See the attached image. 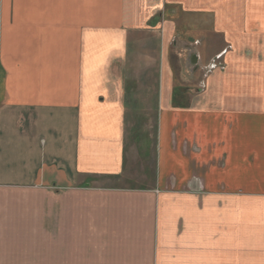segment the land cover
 Segmentation results:
<instances>
[{
    "label": "crops",
    "instance_id": "crops-1",
    "mask_svg": "<svg viewBox=\"0 0 264 264\" xmlns=\"http://www.w3.org/2000/svg\"><path fill=\"white\" fill-rule=\"evenodd\" d=\"M0 264H264V0H0Z\"/></svg>",
    "mask_w": 264,
    "mask_h": 264
},
{
    "label": "rangeland",
    "instance_id": "rangeland-1",
    "mask_svg": "<svg viewBox=\"0 0 264 264\" xmlns=\"http://www.w3.org/2000/svg\"><path fill=\"white\" fill-rule=\"evenodd\" d=\"M199 42V41H198ZM220 44H221V41H220V38H217V39H214L213 40V42H212V51H214V52H219L220 50H222V49H220L221 47H220ZM172 50V49H171ZM177 52L176 51V49H173V52ZM244 53V55H246V56H253V52L251 51V50H246L245 52H243ZM171 60L174 62V64H175V57L174 56H172L171 57ZM179 63H177L176 62V65H175V74L177 75V76H180V68H179ZM223 60L220 58V59H218V60H216V61H212L210 64H206V65H204V67L205 68H203V66H202V68H201V71H203V74L204 73H206L207 75H210V76H214L215 74H217L218 72H221L222 70H223V68H225V67H223V66H225V64L223 65ZM212 66V67H211ZM198 74H197V76H195L196 78H194L193 80H186L185 82L188 84V85H192V86H195V85H197V84H199V83H197V82H195V79H198ZM193 94H195V93H193ZM150 131V136H152L150 139H148V141L150 142L149 143V153H150V151L152 150V143H153V139H154V135H153V129L151 130H149ZM140 136L141 137H143L142 136V134L140 133ZM146 136V135H145ZM148 163H152V161H148ZM152 172H151V170L149 171V174H148V181L149 182H151L152 181V174H151ZM105 184H107V185H119V183H117L116 181H114V182H107V183H105Z\"/></svg>",
    "mask_w": 264,
    "mask_h": 264
}]
</instances>
